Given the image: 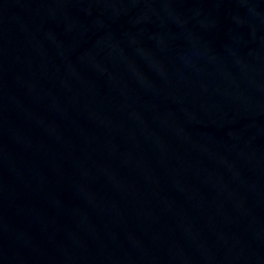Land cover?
Instances as JSON below:
<instances>
[{"label":"water","instance_id":"1","mask_svg":"<svg viewBox=\"0 0 264 264\" xmlns=\"http://www.w3.org/2000/svg\"><path fill=\"white\" fill-rule=\"evenodd\" d=\"M0 264H264V0H0Z\"/></svg>","mask_w":264,"mask_h":264}]
</instances>
